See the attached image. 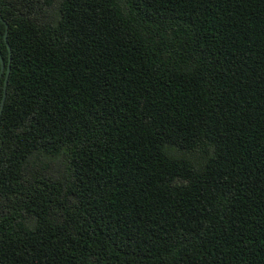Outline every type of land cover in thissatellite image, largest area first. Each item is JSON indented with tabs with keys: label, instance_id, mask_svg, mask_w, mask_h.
Masks as SVG:
<instances>
[{
	"label": "trees",
	"instance_id": "obj_1",
	"mask_svg": "<svg viewBox=\"0 0 264 264\" xmlns=\"http://www.w3.org/2000/svg\"><path fill=\"white\" fill-rule=\"evenodd\" d=\"M0 18V264H264V0Z\"/></svg>",
	"mask_w": 264,
	"mask_h": 264
},
{
	"label": "water",
	"instance_id": "obj_2",
	"mask_svg": "<svg viewBox=\"0 0 264 264\" xmlns=\"http://www.w3.org/2000/svg\"><path fill=\"white\" fill-rule=\"evenodd\" d=\"M0 21H1V18H0ZM5 35H4V42L6 41V36H7V26H5ZM3 62H2V58H1V54H0V79H1V74H2V71H3ZM9 62H8V65H7V69H6V74H5V78H4V83H3V90H2V99H1V102H0V119H1V115H2V110H3V106H4V102H5V99H6V86H7V79H8V76H9Z\"/></svg>",
	"mask_w": 264,
	"mask_h": 264
},
{
	"label": "flooded vegetation",
	"instance_id": "obj_3",
	"mask_svg": "<svg viewBox=\"0 0 264 264\" xmlns=\"http://www.w3.org/2000/svg\"><path fill=\"white\" fill-rule=\"evenodd\" d=\"M1 58H2V56H1ZM2 62H3V59H2ZM3 65H4V62H3ZM4 72H5V65L3 66V71H2V74H1V79H2V76H3ZM1 79H0V81H1Z\"/></svg>",
	"mask_w": 264,
	"mask_h": 264
}]
</instances>
